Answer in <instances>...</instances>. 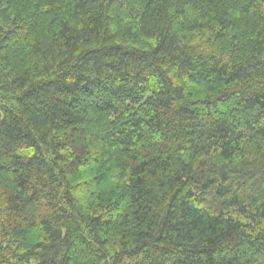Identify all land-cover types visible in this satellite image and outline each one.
<instances>
[{"label":"trees","instance_id":"trees-1","mask_svg":"<svg viewBox=\"0 0 264 264\" xmlns=\"http://www.w3.org/2000/svg\"><path fill=\"white\" fill-rule=\"evenodd\" d=\"M0 264H264V0H0Z\"/></svg>","mask_w":264,"mask_h":264}]
</instances>
